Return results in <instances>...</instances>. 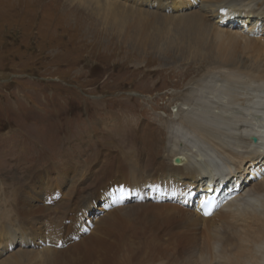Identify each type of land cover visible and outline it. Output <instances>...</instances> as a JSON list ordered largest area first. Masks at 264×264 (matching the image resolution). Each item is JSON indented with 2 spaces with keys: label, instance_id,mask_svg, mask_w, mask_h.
I'll return each instance as SVG.
<instances>
[{
  "label": "bare ground",
  "instance_id": "obj_1",
  "mask_svg": "<svg viewBox=\"0 0 264 264\" xmlns=\"http://www.w3.org/2000/svg\"><path fill=\"white\" fill-rule=\"evenodd\" d=\"M67 1L142 49L157 45L151 33L159 22L156 32L178 35V50L207 72L145 178L133 179L116 156L105 155L100 166L64 161L42 171L13 161L27 176L12 188L1 183L0 264H143L161 251L199 264H264V186L252 191L240 177L244 164L247 181L264 176V0ZM133 17L137 22L129 23ZM226 187L232 191L222 192L226 202L205 218L202 202ZM137 218L152 237L131 233ZM43 223L52 237H41ZM7 244L19 246L18 256Z\"/></svg>",
  "mask_w": 264,
  "mask_h": 264
},
{
  "label": "rangeland",
  "instance_id": "obj_2",
  "mask_svg": "<svg viewBox=\"0 0 264 264\" xmlns=\"http://www.w3.org/2000/svg\"><path fill=\"white\" fill-rule=\"evenodd\" d=\"M69 4L0 0V188L1 183L12 188L27 176L14 165L20 158L30 170L42 171L64 161L100 166L105 155L116 156L133 179L149 176V160L160 158L170 147L171 123L182 120L179 114L207 72L206 64L192 61L186 49L178 50V35L156 32L159 22L151 33L158 46L142 49L134 37L100 26L98 18L91 19L89 12ZM204 142L215 155H222L214 140ZM194 155L198 158L196 150ZM249 165L244 164L240 180L251 182L250 190L257 192L264 186V176L247 181ZM3 205L0 196V209ZM131 225V233L154 235L141 218ZM42 226L41 237L47 239L50 232L45 223ZM7 247L10 256L18 254V245ZM157 254L147 255L142 263L199 264L194 256Z\"/></svg>",
  "mask_w": 264,
  "mask_h": 264
},
{
  "label": "water",
  "instance_id": "obj_3",
  "mask_svg": "<svg viewBox=\"0 0 264 264\" xmlns=\"http://www.w3.org/2000/svg\"><path fill=\"white\" fill-rule=\"evenodd\" d=\"M252 141H253L255 144L258 143V140H257L256 138H253ZM176 160H177V159H176ZM176 160H175V161H176ZM179 162H180V161H177L176 164H178Z\"/></svg>",
  "mask_w": 264,
  "mask_h": 264
}]
</instances>
